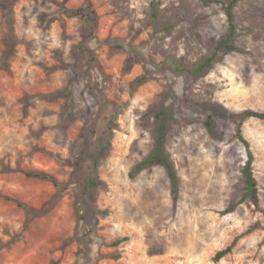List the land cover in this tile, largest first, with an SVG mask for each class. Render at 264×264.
Segmentation results:
<instances>
[{
	"label": "rangeland",
	"instance_id": "374dc122",
	"mask_svg": "<svg viewBox=\"0 0 264 264\" xmlns=\"http://www.w3.org/2000/svg\"><path fill=\"white\" fill-rule=\"evenodd\" d=\"M229 1L0 0V264H264V0L232 6V48ZM162 121L176 196L134 172Z\"/></svg>",
	"mask_w": 264,
	"mask_h": 264
},
{
	"label": "trees",
	"instance_id": "16d2710c",
	"mask_svg": "<svg viewBox=\"0 0 264 264\" xmlns=\"http://www.w3.org/2000/svg\"><path fill=\"white\" fill-rule=\"evenodd\" d=\"M205 1H207V0H205ZM214 1H217V0H214ZM236 1L237 0H230L228 6L226 8L229 30H228V34H227L226 38L224 40H222V43L220 44L221 47L232 48L231 41L233 40V37L235 35V26L233 23V15H232V6L236 3ZM6 11L8 12L7 15L9 16L8 17L9 50L6 53V55H4L0 59V69L3 68L6 59L10 57V55L13 52L14 46H15V39H14L13 28H12V25H13L12 21L13 20L10 16V8H8V6L6 7ZM153 19H156V13H153ZM54 95L55 94H53V95H42L41 98H43V99L44 98H52ZM242 117L243 118L253 117V118L264 119V113H258L255 111H246L245 113H243ZM238 139L244 145V147L246 149V155H247L246 162H245V164L241 170V174H242V178H243L242 202L244 200H249V202L251 204H253L254 206H258L257 182H256V180L253 176V172H252L253 154L251 153V151L249 149V145H248L247 141L242 137L241 132H240V128H238ZM164 141H165V123L162 121V123L160 122V124L158 125V128L156 130V140H155L154 149L144 160H142L140 163H138L134 167V172L138 173L139 171H141V170L145 169L146 167H149L153 164H158V165L162 166L167 172V175H168V178L170 181V185H171L172 193L174 194V196H176L177 189H178V178H177V174H176L173 163L169 160V158L165 154ZM26 175L28 177H33V178H36L39 180L48 181V182L52 183L53 186L58 190L61 187V184L54 177H52L51 175H49L47 173L38 172V171H31V172H27ZM95 185H96V181L93 178H90L88 180V185H87L88 190L93 191L95 188ZM239 204H241V201L237 202V203L230 204L223 211V214H228V213L234 211L235 208ZM18 206H23L25 211L30 215L37 213V210H34L32 208H28V207H24V205H22L21 203H18ZM232 246H233V243L231 246L227 247L226 249L218 251L215 255L214 260L219 261L221 258H223L227 254H229Z\"/></svg>",
	"mask_w": 264,
	"mask_h": 264
}]
</instances>
